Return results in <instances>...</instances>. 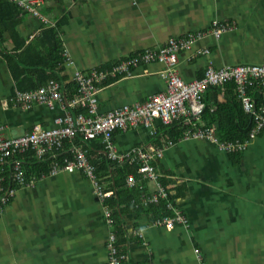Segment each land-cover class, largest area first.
I'll use <instances>...</instances> for the list:
<instances>
[{"label":"crops","instance_id":"obj_1","mask_svg":"<svg viewBox=\"0 0 264 264\" xmlns=\"http://www.w3.org/2000/svg\"><path fill=\"white\" fill-rule=\"evenodd\" d=\"M39 11L55 25L45 27L37 16L16 14L7 6L0 11L9 26L0 46V125L12 137L13 129H22L21 135L33 124L53 128L65 115L59 105H38L30 113L15 108L12 99L16 91H26V84L17 81L7 58L22 60L25 47L57 24L64 54L73 62L59 72L62 90L74 83L77 70L107 75L95 95L99 115L166 91L168 66L146 63L143 56L173 38L208 31L214 20L233 27L219 39L209 33L189 50L178 51L176 70L185 82L202 78L209 64L220 69L264 63V0H45ZM120 66L129 70L114 72ZM35 82L34 73L27 85ZM236 95L224 88L206 91L209 113L197 120L196 129H208L210 138L199 132L185 136L186 131L177 139L171 126L159 121L152 129L139 126L113 134L118 153L163 149L157 170L188 219L187 228L168 230L155 225V212L122 203L126 264H264V128L257 130L249 114L254 125L249 138L224 139L225 121L218 112L223 104L238 101ZM250 96L264 122V106L255 93ZM237 142L244 148H222ZM108 178L103 187L111 197ZM147 188L144 196L156 191L152 182ZM111 231L103 201L80 171L47 176L20 188L0 213V264H108Z\"/></svg>","mask_w":264,"mask_h":264},{"label":"built area","instance_id":"obj_2","mask_svg":"<svg viewBox=\"0 0 264 264\" xmlns=\"http://www.w3.org/2000/svg\"><path fill=\"white\" fill-rule=\"evenodd\" d=\"M17 6L21 12H25L40 18L45 27H53L55 24L43 16L39 8L45 0H8ZM233 24L223 23L218 20L212 22L206 32H195L183 38H173L167 45L157 51L152 50L143 56L146 63L158 61L168 66L166 73V91L150 96L145 102L133 106H124L105 115L98 114L97 100L95 95L100 84L107 75L99 74L93 70L90 73H83L80 70L74 72V82L77 93L67 100L62 86L55 80L49 81L45 86L36 90L16 91L12 102L15 108L23 111H30L38 105L53 107L59 105L65 115L55 120L53 128H44L35 125L32 131L12 137L6 133V127L0 125V213H2L9 202L17 195L21 186H29L35 182L26 181L24 170V155L34 153L33 156L42 160L47 156L53 159L50 176H56L62 172L73 173L82 171L92 182L96 195L104 201L112 193L105 191L97 176L96 167L88 158L87 150L82 145H74L73 140L77 135H82L86 140L99 138L104 146L107 158L119 164L138 165L137 173L141 180H149L155 184V192L149 196H143L142 202L147 204L156 203L159 199H166L169 195L167 188L162 186L159 179L162 177L157 170V160L163 156V149L159 146H151L147 149L134 148L126 153H118L113 141V134L117 130L129 128L146 127L152 129L154 122L159 121L165 126L171 125L174 121L183 120L191 127L185 136H195L199 132L202 137H212L208 129H196V122L206 108L204 95L211 87H217L227 82H234L241 99L244 111L251 114L258 122L257 130L264 128L262 114L255 111L254 103L246 94V86L253 79H264V63L259 65H238L226 66L220 69L209 64L205 68L202 78L192 82H185L176 70L178 63V51L189 50L198 40L209 33L219 39L225 32L229 31ZM206 53H209L207 50ZM67 64H73L70 57L64 54ZM136 59L131 65L136 64ZM129 67L120 66L114 72L126 71ZM86 109V113L72 115L71 109ZM151 131V135L154 134ZM71 145V159L64 161V164L56 160L65 142ZM222 148L228 152H236L244 148V145L237 142L222 144ZM47 175H42L45 178ZM140 179L134 174H129L126 180V187L134 188L140 185ZM141 188V186H139ZM174 203H169L173 207ZM178 208V207H177ZM105 217L110 226L114 224L109 209L105 208ZM155 225L164 226L173 230L176 225L188 227V220L180 209L176 210L174 217H165L155 221ZM198 252V250H197ZM108 264H123L127 256L121 253L115 232L111 231L108 242ZM204 264V263H201Z\"/></svg>","mask_w":264,"mask_h":264},{"label":"trees","instance_id":"obj_3","mask_svg":"<svg viewBox=\"0 0 264 264\" xmlns=\"http://www.w3.org/2000/svg\"><path fill=\"white\" fill-rule=\"evenodd\" d=\"M6 6L11 10H14L16 14L20 12L17 6L8 0H0V11ZM8 27L9 26L5 24V20L3 21L0 19V46L4 42V35ZM57 28L58 24L56 28L54 27L45 30L41 38L37 39L33 44H30V46L25 47V51L23 53L24 55L21 54L22 60H17L15 56H7L9 63L11 64L12 71L14 72L15 70L17 81L20 83V85L26 84V87L22 90H36L47 85L51 80H55L61 84L62 80L59 76V72H61L66 66V59L64 57V50L61 41L56 33ZM34 73L36 74L37 82L32 85H27L30 77ZM223 88L226 90V92H235V94L237 93V95H239L237 91V85L234 82H227L223 85L212 87L210 89L218 92V89L220 90ZM64 89V94L67 100L72 99L77 93L75 82L67 85V89L65 87ZM253 93L257 95V102L264 106V79H253L252 82L246 86V94L250 96V94ZM206 108L201 114L202 117H206V114L209 113L208 109ZM33 110L34 109L32 108L30 111H28V113ZM70 112L72 115L77 116L79 113H86V109L80 107L71 109ZM218 115L222 116V121H225V131H223L225 140L236 141L239 139L243 141L249 138V134L254 127L253 120L249 114L245 113L241 99H238V101L233 100L232 103L230 102L229 104H223L220 108V111L218 112ZM212 118L215 120V116ZM34 126L35 124L31 125L30 127L28 126L26 133L32 131ZM170 126V134L177 139L183 136L184 132H186L191 127L182 119L174 121ZM226 128H228V130H226ZM67 143L68 141L65 142L63 149L58 152V157L56 160L60 163V165L64 164L65 160L71 159V145ZM73 144L76 146L82 145L87 150L88 158L96 167L97 176L100 179L102 186L105 183L104 178L110 176V178L107 179L108 188L114 193L111 197L106 198L103 203L105 208L110 210L113 217V232L116 234L118 247L121 253L125 254V235L123 229L120 227V218L123 213V211L120 209L122 203H126L128 208H139L141 210L146 209L147 211L155 212L154 222L165 217H174L176 215V210L179 208H177L174 200L171 199L170 194L166 199H159L156 203L147 205L143 203V196L146 195V190H148L147 184L151 181L141 180V177L137 173L138 165H129L127 163L119 164L115 161L109 160L104 154H101L99 151H104V146L99 138L86 140L82 135L79 134L73 140ZM33 154L34 153L30 152L24 155V170L26 172V181L29 183H32L31 181L34 180L38 181L42 179V175L50 176L49 171L53 162L51 156H47L42 160H38L33 156ZM80 172L88 180H90L82 171ZM129 174H134L137 179L141 180L139 185L141 188H139V186L134 188L126 187V180ZM159 182L162 186L167 188L163 177L159 179ZM23 187H25V185L21 186V188ZM123 190H128L126 192L130 194V196H128ZM138 190H144V192ZM167 191L169 192L168 188ZM123 195L128 196L127 199L118 198ZM169 203H174L173 207H169ZM126 261L127 259L123 262V264H126ZM203 263L206 264L204 261Z\"/></svg>","mask_w":264,"mask_h":264},{"label":"rangeland","instance_id":"obj_4","mask_svg":"<svg viewBox=\"0 0 264 264\" xmlns=\"http://www.w3.org/2000/svg\"><path fill=\"white\" fill-rule=\"evenodd\" d=\"M12 132H13V135H15V136L16 135H20V133H22V129H18V128L17 129H13Z\"/></svg>","mask_w":264,"mask_h":264},{"label":"water","instance_id":"obj_5","mask_svg":"<svg viewBox=\"0 0 264 264\" xmlns=\"http://www.w3.org/2000/svg\"><path fill=\"white\" fill-rule=\"evenodd\" d=\"M28 112V111H27Z\"/></svg>","mask_w":264,"mask_h":264}]
</instances>
